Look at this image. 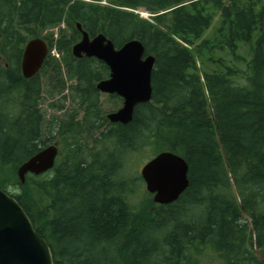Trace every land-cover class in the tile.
I'll use <instances>...</instances> for the list:
<instances>
[{"label":"trees","instance_id":"trees-1","mask_svg":"<svg viewBox=\"0 0 264 264\" xmlns=\"http://www.w3.org/2000/svg\"><path fill=\"white\" fill-rule=\"evenodd\" d=\"M107 2L0 0V188L46 239L54 264H196L197 246L217 264H264V0ZM77 23L117 48L139 40L155 57L152 101L131 123L107 119L119 109L106 113L97 90L109 68L74 57ZM55 28L57 40L42 36ZM37 37L50 53L26 80L23 50ZM44 92L63 95L52 105L63 113L47 118ZM54 143L66 150L55 168L21 184L19 166ZM163 151L185 158L190 186L168 206L148 195L141 210L128 164ZM159 230L162 244L151 238Z\"/></svg>","mask_w":264,"mask_h":264},{"label":"water","instance_id":"water-1","mask_svg":"<svg viewBox=\"0 0 264 264\" xmlns=\"http://www.w3.org/2000/svg\"><path fill=\"white\" fill-rule=\"evenodd\" d=\"M82 39L73 47L77 59L96 58L110 69V76L97 84L101 94L117 95L122 107L107 116L113 124L133 121L137 106L152 101V74L156 59L146 55L139 40L127 41L116 48L104 34L91 38L78 24ZM49 54L48 42L40 37L27 41L21 60L22 75L35 78ZM60 148L52 144L22 163L17 176L25 184L29 175L41 176L56 166ZM189 165L184 157L172 151L154 156L141 169V176L154 203L164 206L177 202L190 186ZM0 264H54L46 239L37 233L20 203L0 188Z\"/></svg>","mask_w":264,"mask_h":264},{"label":"rangeland","instance_id":"rangeland-1","mask_svg":"<svg viewBox=\"0 0 264 264\" xmlns=\"http://www.w3.org/2000/svg\"><path fill=\"white\" fill-rule=\"evenodd\" d=\"M102 3H104V4L107 3V0L102 1ZM135 12L137 14H139L140 17H142V18H147V19L149 18L150 19V17H151V14L148 13L147 11H145L144 9L139 8V9L135 10ZM59 30H60L59 28L48 29L42 33V36H49L50 34H54V40H57L59 37ZM240 53L246 59L250 58V54L248 53V51L245 48H242ZM53 55H55L56 57L60 56L56 50L53 51ZM221 56H224L227 60H230V58L227 57L226 54H221ZM238 67L241 68L242 71H246L245 65L239 64ZM238 82L243 84L244 80L240 79ZM72 83H73V81L68 80V86L71 85ZM65 94L68 95V92L66 91ZM62 97H63V95H56L54 97H50L48 94H46L44 92L41 109H42L43 113L47 116V118H49L55 114L63 113L62 110L60 112V111H57L56 109L52 108V105L55 103H58L57 101L61 100ZM101 103L103 106V110L106 113L112 112V109H118L121 107V104L119 103V105H117L116 100L113 99L111 97V95L101 94ZM65 105L69 106L68 102H66ZM61 147H62V152L64 153L66 151L65 146L62 144ZM149 159L150 158H148L144 154L140 153L138 155V157L134 158L132 160V162L128 164V168L126 171L127 176L132 175L133 178H136V179L138 178L137 181L135 182L136 184L134 186V191L132 192V195H131V200H132V203L135 206H138L141 210L145 207V204L147 203L148 198H149L148 195H150L146 190L145 182L143 181L142 176H141V169H142L143 165ZM8 190L14 194L20 192V189L18 187H9ZM151 199L153 200L152 196H151ZM203 210H204L203 208H201L198 211L193 210V213H194V211H196L195 213L198 216L199 214L203 213ZM161 221L162 220H157L156 222L159 223ZM159 226L160 225H156L153 227V229L155 227H159ZM154 232H156V231H154ZM163 232H165V231L159 230V233H157V235L152 234L151 238L153 240H155V242L162 244L163 238H164ZM197 248L200 250V253L198 251L193 253V255H192L193 262H196V264H211V263L217 264L216 263L217 262V256L214 253H212L211 250L210 251L207 250L206 247H204V246H197Z\"/></svg>","mask_w":264,"mask_h":264},{"label":"flooded vegetation","instance_id":"flooded-vegetation-1","mask_svg":"<svg viewBox=\"0 0 264 264\" xmlns=\"http://www.w3.org/2000/svg\"><path fill=\"white\" fill-rule=\"evenodd\" d=\"M88 2H91V3H93V2H98L97 0H87Z\"/></svg>","mask_w":264,"mask_h":264}]
</instances>
